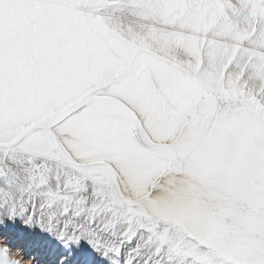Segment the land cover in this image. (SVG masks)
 Returning a JSON list of instances; mask_svg holds the SVG:
<instances>
[{
    "label": "snow or ice",
    "instance_id": "snow-or-ice-1",
    "mask_svg": "<svg viewBox=\"0 0 264 264\" xmlns=\"http://www.w3.org/2000/svg\"><path fill=\"white\" fill-rule=\"evenodd\" d=\"M24 259L264 264V0H0V264Z\"/></svg>",
    "mask_w": 264,
    "mask_h": 264
},
{
    "label": "rangeland",
    "instance_id": "rangeland-1",
    "mask_svg": "<svg viewBox=\"0 0 264 264\" xmlns=\"http://www.w3.org/2000/svg\"><path fill=\"white\" fill-rule=\"evenodd\" d=\"M11 255L14 257V258H22V254L19 250H13ZM24 264H29V261L27 259H24Z\"/></svg>",
    "mask_w": 264,
    "mask_h": 264
}]
</instances>
